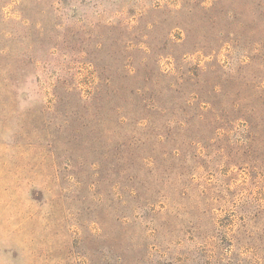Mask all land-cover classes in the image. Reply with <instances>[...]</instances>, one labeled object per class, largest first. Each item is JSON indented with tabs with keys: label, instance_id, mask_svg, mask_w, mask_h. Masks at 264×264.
Returning <instances> with one entry per match:
<instances>
[{
	"label": "rangeland",
	"instance_id": "obj_1",
	"mask_svg": "<svg viewBox=\"0 0 264 264\" xmlns=\"http://www.w3.org/2000/svg\"><path fill=\"white\" fill-rule=\"evenodd\" d=\"M0 264H264V0H0Z\"/></svg>",
	"mask_w": 264,
	"mask_h": 264
}]
</instances>
